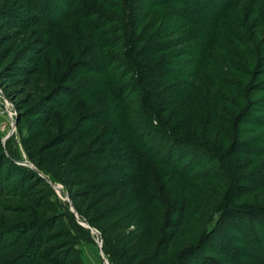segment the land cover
I'll return each instance as SVG.
<instances>
[{
  "label": "rangeland",
  "instance_id": "374dc122",
  "mask_svg": "<svg viewBox=\"0 0 264 264\" xmlns=\"http://www.w3.org/2000/svg\"><path fill=\"white\" fill-rule=\"evenodd\" d=\"M176 1L0 0V71L13 66L30 46L39 48L29 65L36 70L32 88L25 89L23 77L0 80V162L6 163L0 174V264H56L63 248L74 258L82 257L84 264H103L98 243L102 235L135 256L137 263L143 262L156 250L174 214L169 210L182 197L188 201L187 224L172 243V259L188 248L193 264H264L257 257H241L250 248L245 243L248 230L256 242H264V89L252 91L255 123H240V114L248 108L238 94L251 80L242 65L252 73L255 61L248 47L236 43L234 32L249 38L239 21L230 22L229 15L237 17L232 10L217 34L213 23L199 27L185 22L180 12L186 5ZM240 2L255 8L251 0ZM255 24L251 27L257 37ZM201 28L211 39L217 35L222 40L213 54L216 60L207 66L227 71L229 82H219L218 92L208 83L213 80L208 73L185 89L191 93L175 101L177 105H167L177 98H165L162 115L170 118L185 107L184 115L197 119L188 130L218 146L233 164L221 162L212 150L206 164L199 159L198 164H188L192 175L174 177L136 141L159 145L141 118L144 94L136 63L153 55L154 62L169 60L170 55L199 58L196 50L202 43L193 37ZM165 80L158 81L159 90L171 94L177 83ZM263 83L264 75L259 74L254 85ZM52 102L63 103L65 109L53 108L46 123L39 106ZM214 115L216 128L208 123ZM131 131L136 132L135 140ZM148 168L152 176L137 178ZM124 181L131 184L126 187ZM230 185L236 193L233 201L227 197L233 194ZM145 192L157 201L147 204ZM28 227L46 236L53 231L56 238L39 251L36 244L34 253L25 248L22 255L14 236ZM224 237L236 259L229 249L218 259L203 257L210 248L228 245ZM4 241L11 242V250L1 248ZM35 251L37 260L32 259Z\"/></svg>",
  "mask_w": 264,
  "mask_h": 264
},
{
  "label": "trees",
  "instance_id": "16d2710c",
  "mask_svg": "<svg viewBox=\"0 0 264 264\" xmlns=\"http://www.w3.org/2000/svg\"><path fill=\"white\" fill-rule=\"evenodd\" d=\"M176 1V0H175ZM250 6L255 5V8L247 9V5H243V2L240 0H179L176 1L177 4L182 3L186 5L185 9H182L180 13L183 15V19L185 22H188L191 25L203 27L209 23H213L211 25L215 26L214 33L218 34V31L222 29V27H226V13L230 10L233 11L232 14H236L237 17H233L229 15L230 22L239 21L241 24V31L245 34L244 39L241 34L234 32L236 35V43L248 47L249 53L254 56L255 65L251 70L249 67L242 65V69H244L246 74L250 75V83L247 86H243L240 90V94L238 96L243 99L245 109L248 108L245 112H242L239 116V122L246 121L244 123H255L254 117L251 115L254 103L252 101V91L254 89H264V83L255 86L254 83L258 78V75H264V4H258V1L251 0ZM128 8H130L128 6ZM210 16L214 17L215 20H210ZM254 17V18H253ZM225 18V19H224ZM224 19V20H223ZM133 22V15L130 12L128 14V23L131 24ZM257 23V27L259 28L257 31L260 34L256 37V32L252 30L251 24ZM179 26V24H178ZM256 26V24H255ZM204 31V32H203ZM193 39L201 41V49L199 51L196 50L197 57L194 60H180V56L178 55H170L169 60H157L153 61V56L145 57L140 62L136 63V72H137V81L143 84L142 90L144 94L142 108H145L141 114V118L148 122V126L152 132L156 135L154 138H159V145H151L144 143L142 139H138V146L142 149L151 159L155 158L159 163H163L168 166L170 175L174 177H183L190 176L193 174L192 170H188V164H198V160H201L200 163L206 164V157L209 154L212 157V150L218 152V158L221 162L223 161L225 164H233L232 160L229 159V156L226 154H222V151L218 146L211 144L208 141H200L197 139V134L188 130L193 123L197 122L195 115H184L185 107H180L178 110H175L170 118H163L162 112L164 105H166L165 98L173 96L177 98L176 100H168L167 105H177L175 101L181 100L191 92L185 91L188 86L195 85L196 82L199 84L200 80L205 77L208 73L212 75L213 80H209V84L215 88L219 92V82H229L228 77L230 74L227 71H219L218 69L211 67V71L208 69L207 65H211L216 60H212L213 54L217 48H221L218 46L222 40L219 39L217 35H215L211 39V34H205V28H201L200 32L197 31V34L193 37ZM240 39H244L241 41ZM200 43V42H199ZM158 48V47H157ZM198 48V47H197ZM159 49V48H158ZM227 49V48H226ZM39 48L37 45H32L28 49H26L21 56L20 60H17L13 66L10 68H6L0 71V80L4 79V77H12L14 79L23 77L21 80L22 84L25 86V89L33 87V78L32 76L35 74L36 70L30 69V64L33 61V57L35 54L39 53ZM195 54L194 52H192ZM190 55H193V54ZM6 56V55H5ZM4 56V57H5ZM5 59V58H3ZM161 69H165L167 72H162ZM214 76H213V74ZM167 78V79H166ZM166 79V80H165ZM160 80H165L170 83H177V86L173 88V92L170 94L165 89L159 90V82ZM149 86V88H148ZM185 87L182 90H179V87ZM146 87L144 90L143 88ZM216 91V92H217ZM146 94V97H145ZM50 99H48L49 101ZM219 106V103L217 104ZM57 108L61 111H64L65 107L61 102H52L46 104H41L39 106L38 112L43 114V119L49 123L51 121L52 109ZM140 115V112L139 114ZM160 115V116H159ZM162 115V116H161ZM162 117V118H161ZM129 118V117H128ZM127 118V119H128ZM127 119L125 121H127ZM238 120V117H237ZM180 121V122H178ZM128 122V121H127ZM232 130L234 126V133H236V124L238 123L235 120L232 121ZM208 123L213 125L216 128L217 124V116L214 115V118H210ZM187 130V131H186ZM161 131H164L162 134ZM190 131V132H189ZM133 133L132 139L135 140L136 132L131 131ZM65 143L64 141L61 143ZM208 148V150L206 149ZM191 155H195L193 160H187ZM187 158V159H186ZM217 159V158H214ZM149 164V160L146 159ZM188 161V162H187ZM6 163L1 160L0 162V174L4 171V165ZM184 164V165H182ZM198 168V167H197ZM194 168V169H197ZM186 169V170H185ZM153 175V171L149 168L147 172L143 175L137 176V178L142 177H150ZM1 178V176H0ZM13 179V176H10ZM1 180V179H0ZM133 182V180L131 181ZM131 182L124 181L122 185L128 187ZM1 183V182H0ZM148 187V186H147ZM118 188V187H117ZM233 189L232 185L228 189ZM233 192V190H231ZM236 193L233 192L232 195L228 194L227 197L232 199L233 201ZM144 201L147 204H151L157 200H153L154 198L148 197L147 192L143 194ZM187 210H188V201L186 197H182L178 206L174 210H169V213L173 214V217L170 218L166 222V231L163 232V235L160 237L158 243L156 244V250L151 254V257L147 258L145 261L137 263V259L135 256L130 255V253L126 250L121 249L120 245L111 240L110 238L103 237L102 235V249L105 256L108 258L109 264H193L191 261V251L187 248L181 252L179 257L177 256L175 259H172V243L175 241L180 231L187 224ZM91 223V222H90ZM221 228H224V222L220 224ZM93 227V226H92ZM95 228V227H94ZM239 229V226H238ZM249 231V230H248ZM246 232L247 241L245 243L248 244L249 251L242 254L241 257L244 259L249 258L256 260L255 257L260 259V261L264 262V242L263 240L256 242L255 234ZM261 234L264 235L263 228H261ZM55 232L51 231L50 235L46 236L41 231H35L33 227L27 228L25 231H22L18 236H14L16 244L18 247L16 248L17 252L23 255V249H27V251L35 250L33 247L37 244L38 251L45 246V243L53 241L56 237ZM58 236V235H57ZM32 237H35V240H32ZM225 238V237H224ZM228 245L221 246L220 250H216L215 248H210L208 252L210 254H204L203 257L208 259H218L225 255V250H231L233 248L232 244L228 240ZM0 240L3 241L4 238L1 236ZM224 239L218 240L217 244H219ZM235 241V239L233 238ZM214 241V240H213ZM58 242V241H57ZM226 242V241H225ZM56 243V242H54ZM215 243V242H214ZM231 244V246H229ZM60 245V244H56ZM213 245V242H210L207 247ZM13 245L9 241H4L3 246L1 248L5 250H11ZM40 249H39V248ZM263 247V248H262ZM62 248V247H59ZM228 250V251H229ZM38 251H35L32 259H38ZM60 254V258L54 259L56 264H84L82 257L74 258L73 254L66 250H63ZM231 250L229 252L230 256L232 255L233 259H236V255L234 251ZM34 253V252H33ZM54 256H52L53 258ZM51 259V258H50ZM207 259V260H208ZM9 264V263H6ZM196 264V262L194 263ZM200 264V263H198ZM247 264H250L248 262Z\"/></svg>",
  "mask_w": 264,
  "mask_h": 264
},
{
  "label": "water",
  "instance_id": "95a60500",
  "mask_svg": "<svg viewBox=\"0 0 264 264\" xmlns=\"http://www.w3.org/2000/svg\"><path fill=\"white\" fill-rule=\"evenodd\" d=\"M92 230L98 233V231L95 230L94 228H92ZM101 245H102V244H101ZM101 245H99V246H101ZM101 255L103 256V259H104V261H105V264H108V261H107V259L105 258V256H104V254H103L102 251H101Z\"/></svg>",
  "mask_w": 264,
  "mask_h": 264
},
{
  "label": "built area",
  "instance_id": "2783aa9c",
  "mask_svg": "<svg viewBox=\"0 0 264 264\" xmlns=\"http://www.w3.org/2000/svg\"><path fill=\"white\" fill-rule=\"evenodd\" d=\"M100 241H98V243H99V245H101L102 244V240L101 239H99Z\"/></svg>",
  "mask_w": 264,
  "mask_h": 264
},
{
  "label": "crops",
  "instance_id": "0c3cea01",
  "mask_svg": "<svg viewBox=\"0 0 264 264\" xmlns=\"http://www.w3.org/2000/svg\"><path fill=\"white\" fill-rule=\"evenodd\" d=\"M106 258V257H105ZM88 264V262H86ZM103 264H105V261L103 260Z\"/></svg>",
  "mask_w": 264,
  "mask_h": 264
}]
</instances>
